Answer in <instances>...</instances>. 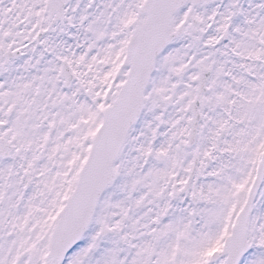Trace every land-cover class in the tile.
<instances>
[{"label":"snow or ice","instance_id":"obj_1","mask_svg":"<svg viewBox=\"0 0 264 264\" xmlns=\"http://www.w3.org/2000/svg\"><path fill=\"white\" fill-rule=\"evenodd\" d=\"M0 264H264V0H0Z\"/></svg>","mask_w":264,"mask_h":264}]
</instances>
